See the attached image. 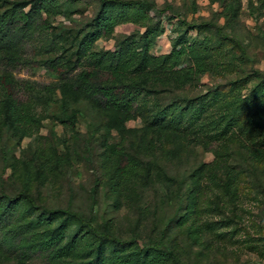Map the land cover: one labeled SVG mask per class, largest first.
I'll list each match as a JSON object with an SVG mask.
<instances>
[{
    "label": "rangeland",
    "instance_id": "obj_1",
    "mask_svg": "<svg viewBox=\"0 0 264 264\" xmlns=\"http://www.w3.org/2000/svg\"><path fill=\"white\" fill-rule=\"evenodd\" d=\"M13 1L0 0V12ZM148 1L153 4L149 20L116 25L94 48L115 49L124 36L138 38L145 25L158 21L164 31L153 39L156 56L169 53L180 35L188 44L205 38L210 68L179 87H158L153 100L165 107L208 94L200 121L189 127L203 125L201 133L153 127L150 103L141 104L143 114L125 121L124 130L107 131L103 109L74 97L66 83L41 66L60 53L41 51L37 38L25 45L22 64L8 67L0 58V194L16 196L27 189L41 207L68 208L96 226L110 225L121 242L171 249L178 257L169 264H264V129L248 124L263 120L264 0ZM98 8L99 0H75L76 12L50 18L52 29L67 38L65 55L74 52L76 32ZM189 65L185 54L178 66ZM7 76L13 80L11 94L46 116L29 138L21 139L4 121L1 98L8 91ZM56 84L62 89L52 90ZM230 115L233 125L213 137L220 130L216 121ZM183 116L184 123L189 121L188 114ZM211 122L216 123L211 127ZM112 148L125 152L122 165L128 156L140 164L138 175L114 188L108 181ZM48 154L64 161L44 168L41 158ZM191 189L194 211L180 218ZM0 264L19 261L0 256ZM26 264L61 263L36 255Z\"/></svg>",
    "mask_w": 264,
    "mask_h": 264
},
{
    "label": "trees",
    "instance_id": "obj_2",
    "mask_svg": "<svg viewBox=\"0 0 264 264\" xmlns=\"http://www.w3.org/2000/svg\"><path fill=\"white\" fill-rule=\"evenodd\" d=\"M74 1L15 0L0 12V58L5 65L16 67L25 62V45L38 38L41 51L60 53L43 60L41 66L66 83L67 91L74 97L87 99L95 108L103 109L108 118L105 121L107 131L124 130L125 121L143 114L141 104L150 103L155 107L151 111L153 127L185 134L201 133L203 125L198 130L189 127L200 121V115L209 105L206 103L208 94L196 100L188 99L184 104L174 100L165 107L157 106L153 100L158 87L169 84L179 87L210 68L207 58L211 56V51L206 39H194L188 44L186 38L180 35L174 40L169 53L156 56L151 53L153 39L164 31L158 21L145 25L138 38L131 34L124 36L117 41L115 49H95L96 41L102 36H110L116 25L126 21L137 23L149 20L148 11L153 5L148 0H99L98 10L76 32V47L67 56L64 45L67 38L64 33L53 30L50 18L76 12ZM185 54L191 65L178 66L179 59ZM11 78H5L4 83L7 82L9 87L1 98L4 121L6 119V125L21 139L29 138L39 132L46 116L36 114L31 102L11 94ZM59 85L53 86L52 90L56 87L62 89ZM231 106L235 110L238 105ZM260 107L262 122L255 118L248 124L255 127L261 125L264 129V100ZM184 114L190 116L185 123ZM234 121L231 115L217 120L220 130L213 137L218 139L226 133ZM216 122L209 125L212 127ZM111 153L114 154L113 172L108 181L109 186L114 188L138 175L140 164L128 156L127 164L122 165L126 154L121 148H112ZM54 155H45L40 164L48 168L54 160L57 163L64 161L60 155L56 158ZM191 191L185 199L184 213L180 218L194 211L195 196ZM73 225L75 228L69 234L68 230ZM109 227L96 226L94 221L84 219L68 208L41 207L27 189L16 196L0 194V256L17 257L19 264L28 263L36 255L61 264H169L177 260V254L171 249L162 251L156 246L143 249L132 242H121Z\"/></svg>",
    "mask_w": 264,
    "mask_h": 264
}]
</instances>
